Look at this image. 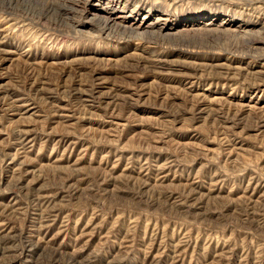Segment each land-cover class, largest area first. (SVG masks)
I'll return each mask as SVG.
<instances>
[{
  "label": "rangeland",
  "instance_id": "374dc122",
  "mask_svg": "<svg viewBox=\"0 0 264 264\" xmlns=\"http://www.w3.org/2000/svg\"><path fill=\"white\" fill-rule=\"evenodd\" d=\"M0 264H264V0H0Z\"/></svg>",
  "mask_w": 264,
  "mask_h": 264
},
{
  "label": "bare ground",
  "instance_id": "6f19581e",
  "mask_svg": "<svg viewBox=\"0 0 264 264\" xmlns=\"http://www.w3.org/2000/svg\"><path fill=\"white\" fill-rule=\"evenodd\" d=\"M49 13V11H47V14ZM50 13H54L53 11H50ZM103 27H105V28H108V25H109V20H105V21H103ZM113 28V27H112ZM111 28V29H112ZM109 29V28H108ZM232 34H234V33H232ZM260 35V34H259ZM149 37V36H148ZM154 39V38H153ZM174 40V38L172 37V38H170V40L171 41H173ZM244 38H239V37H236L233 41V43H236L237 41H239V40H243ZM155 40V39H154ZM247 40V39H246ZM175 41V40H174ZM171 43V42H170Z\"/></svg>",
  "mask_w": 264,
  "mask_h": 264
}]
</instances>
